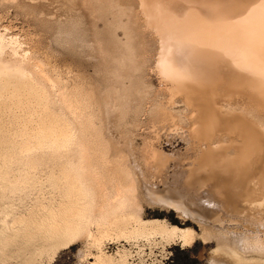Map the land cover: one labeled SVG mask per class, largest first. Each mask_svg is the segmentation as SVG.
Instances as JSON below:
<instances>
[{
  "label": "bare ground",
  "instance_id": "6f19581e",
  "mask_svg": "<svg viewBox=\"0 0 264 264\" xmlns=\"http://www.w3.org/2000/svg\"><path fill=\"white\" fill-rule=\"evenodd\" d=\"M50 1L57 3L56 1L59 0ZM88 1L94 9L96 8V12L100 17L103 12L111 13L116 7H121V14L124 13L125 19L127 15L132 16L128 8L133 6L130 7L126 3L122 5L120 4L121 1L118 3L119 0ZM125 1L133 2V0ZM115 3L119 4L120 7L115 6ZM133 3H136V6L131 10L135 9L133 12L137 11L134 13L136 15L134 17L137 19L134 20L133 16L128 17L138 23L135 22L134 24L131 20L133 25L130 23V19L127 22L133 26L136 25V28L141 24L140 27L145 32H150L148 34L151 37H156L158 43V50L155 55L156 68L158 67L159 73L162 74L165 83L167 82L166 86L171 92V94L169 92L171 97H168L170 104H167V102L165 103L167 105L157 103L154 105L153 110L156 113L163 111V114L168 113L170 116L168 114L167 116L171 117L173 115V118L176 112L173 111L171 106L176 97H181L188 108V111H186L188 113L187 126L177 120L179 114L176 115L177 117L175 116L176 119L174 118L173 121H175L176 126L179 124L180 128L185 127L189 130L192 138L191 147L195 151L192 160L188 159L190 162L186 166L187 173L182 172L187 175L182 180L191 178L194 182L193 187L196 190H193L190 185L188 187L186 181L185 184L182 182V187L184 185L186 186L184 189H190L191 187L192 194L195 195L196 191V197L199 195L201 199L203 198L200 195L201 191L208 194V206L203 204L205 207L199 208L200 205H195L197 208L193 209L194 213L200 214V217H205L203 220L199 219L204 229L203 234L208 231V228H210V232L214 230V235L211 233L210 236L216 237L218 251L222 249L225 257L235 262V264H264V64L253 65L254 57L257 58L256 61L261 57L264 59V42L262 41V48L259 47L261 44L256 45L259 48H257L258 51H255L256 41L254 44L251 42L254 41L251 39L255 37L264 38V0H137ZM114 11L111 16H115V19L117 16L119 18L123 17L120 18L121 22L119 23L121 26L126 25L128 29L125 26L122 28L125 31L128 30V33L131 32L130 37H133L132 33L136 32L134 31L136 28L131 26V28H134L131 31L130 26L128 27L129 24H126V20L122 21L124 16H120L119 11L118 13L115 11L116 16ZM132 11L130 12L133 13ZM71 17L73 16L71 15ZM117 22L115 20L113 27L119 24ZM178 28L185 33V35L181 34L185 36L182 37L186 47V53L183 54L178 53L175 45L171 43L174 40L176 42L178 38L170 37L171 34L169 36V32H178L179 34L181 31H176ZM185 31H188V33L186 34ZM145 32L138 33H143L145 36L147 34ZM128 33H126V37H128ZM192 34L198 37L196 49L193 48L191 43L193 41L195 43L192 38L196 36L192 37ZM3 35L1 36L3 37ZM259 38L256 40H259ZM263 38L260 39L263 40ZM247 39H250V42ZM167 40L170 41L169 44L173 45L170 46V48H173L169 50L174 51L168 56L184 55L183 57H186L185 62H179L176 59L177 57L172 62L171 60L168 62L164 60L167 56L165 51L168 50H166V47L169 46ZM206 42H209V45L211 44V51H213L210 55L215 58L220 57L222 60V58H232V55L233 58L235 55L236 60L240 58L237 61L238 69L232 67L237 66L232 64L234 62H230L232 66L230 63L228 64L230 59L224 60L227 63L219 59L221 61L220 65L225 63L229 66H217L216 64L220 61L217 60L218 62L214 63L213 61L216 62V60L213 57V64L209 63V66L206 63L205 59L207 57L205 58V56L209 55L207 48L209 49L210 46ZM4 48L0 39V212L7 213L8 208L11 206L8 204V207H1V202L7 196L8 191L18 192L20 196L27 198L31 191L39 186L44 190L43 188L47 183L53 188V192H60L61 198L58 196L60 200L58 199V202L54 200L50 204L52 201L50 199V205H44L46 203L44 201L45 203L41 204L44 205L42 208L32 207L29 218H23L24 215H22L19 220L27 222L25 225L28 228H24H27L25 230L29 231V234L35 235L32 238L41 235L44 240L53 246L69 243L85 232L99 241L104 239V236L112 234L123 235L129 239L160 235L167 242L180 241L182 243L191 242L197 237L195 230L192 228L171 225L163 219H144L137 195L131 190V182L134 177L130 176L126 168L121 165L122 163H118L119 165L116 166V168L119 167V171L116 168L114 169V183H110V175L103 178L100 177L102 174L100 171L101 174H96L97 167L95 169L94 165H89V158L84 157L86 152L83 150V146L86 142L83 140V134L86 124L84 125L83 116L85 115H83V112L85 110L82 113L80 109L75 110L74 103H71L72 98L67 99V95H62L59 99L58 94H55L56 89L52 90L54 88L51 87L52 85L50 86V76L47 77V75L39 73L40 71L37 72L24 66L22 58H19L22 62L6 58ZM247 48L249 49V57L245 53ZM197 51L198 53H196ZM228 52H230V56L224 55ZM201 57H204V59ZM132 58L135 61L134 57ZM233 58L230 61L234 60ZM246 59L250 61H246ZM246 62L248 63L246 64ZM34 66L35 64H33ZM226 66L228 71L233 69L236 71L229 73L227 70H223ZM121 75L123 76V74ZM123 80L125 81V77ZM70 97L72 96L70 95ZM232 101H236L234 103L237 106H231ZM163 114L162 116L166 115ZM166 117L164 116V119ZM153 122L155 123V121ZM87 135L89 136L88 131ZM156 151L157 149H155V152L150 151L151 154L154 153V155H151L152 158L154 156V158H160L159 161L162 160L161 158L164 156L161 157L160 154L163 153L159 154L160 151H157V153ZM158 159L157 162L159 163ZM48 161H52L53 164L43 167V163ZM154 161L156 163V159ZM91 163L93 162L91 161ZM164 163L161 162V165H164ZM160 167L163 168L164 166ZM158 171L160 170L158 169ZM163 174L164 171L161 175L159 173V177H162ZM168 174L166 173L164 176L166 177ZM42 175H45V177ZM164 176L163 180L168 179ZM180 190L182 192L183 189ZM177 191L176 196L179 197L176 198L177 200L175 197L173 199L180 202V204L176 203L178 208L180 207L179 209L183 210L185 209L184 200L181 198L183 201H179L181 192L179 194V190ZM189 191L191 192V190ZM169 193L166 192V194ZM10 195L8 194V198L13 199L12 195L14 196V194ZM183 196L185 197V195ZM54 197L57 199V196ZM4 200L6 201V199ZM4 222L5 227V224H8L9 221L5 220ZM21 222L19 223L22 224ZM8 231L4 229L0 231V244L2 246H7V243H10L11 240L13 242L18 236H24L25 233L19 235V232L16 233L14 230V233ZM44 240L42 241L44 242ZM32 241L34 242V240ZM32 241L31 243H33ZM99 244L101 245V243ZM100 245L99 247H101ZM31 248L33 249V247ZM103 250L100 249L98 254L92 257L94 258L92 264H117L116 258ZM218 251L217 253H219ZM125 252L123 260L127 262V250ZM220 252L222 254V251ZM217 253L216 256L219 258L220 255L218 256Z\"/></svg>",
  "mask_w": 264,
  "mask_h": 264
},
{
  "label": "rangeland",
  "instance_id": "374dc122",
  "mask_svg": "<svg viewBox=\"0 0 264 264\" xmlns=\"http://www.w3.org/2000/svg\"><path fill=\"white\" fill-rule=\"evenodd\" d=\"M34 1L35 0H0V17L2 16L0 18V36L4 34L3 37H0V39L3 46L5 47V57L12 61L18 60L22 62L21 60H23L22 64H24V66L37 72L40 71L39 73L45 74L47 77L50 76V86L52 85L51 87L54 88L52 90L56 89L55 94H58L57 97L59 99L62 95H67V99L69 98L70 100V98H72L71 103H74L73 107L75 110L80 109L81 113L83 110H85L83 112V115L86 116V118L83 116V119L85 120L84 125L86 124L83 134V140L86 142L83 146V150L86 152L84 157L86 159L89 158V165H94L95 169L97 167L98 171H95L96 174L104 173L103 175L101 174L100 177L106 178V175H110L112 178L113 174H115L114 169L116 166L122 163L121 165L126 168L128 173H130V176L132 175L134 177V179H132L133 183L131 182V190L137 195V200L140 202V210H142L141 213L144 219H163L171 225L192 228L195 230V235L197 237H195L191 242L182 243L180 241L167 242L160 235H153L152 237L150 236L147 238L145 236H140L129 239L123 235L112 234L104 236V239L99 241L95 240L92 236L87 235L85 232L82 233V236L80 234V236L76 237L75 240L69 243L53 246L48 241L44 240L43 236L41 235L37 234V238H32V236L35 235L29 234V231L25 230L28 228L27 225H25L27 222H21L19 220V218H22V215H24L23 218H29L33 208H42L44 205H50L54 200L58 202L60 192H53V188H51V186L46 183L43 188L44 190H42L41 186H39L38 188L32 190L27 198L20 196L18 192L15 193L13 191H8L7 196L4 198L6 201L3 199L1 202V207H8L9 205L11 206L8 208L9 210L7 213L0 212V231L4 229L6 231L9 230L8 232L11 233L14 230L16 233L19 232V235H22L24 232L26 234L24 233V236H18L17 239L13 240V242L11 240L10 243H7V246L4 245L5 248L0 244L2 246H0V264H92V261L94 260L92 257L98 254L100 249H104V252L106 251L107 254L114 256L116 258L117 264H232L233 261L230 259L229 261L228 258L225 257L222 249H220L222 254L220 251H218L219 249L217 248L218 246L216 237L210 236L214 230H211L210 232V228H208V231L203 234L204 229L199 219L203 220L205 217H200V214L193 212V209L197 208L196 206L200 205L201 207L199 208H203L202 206L204 205L208 206V194H206L205 191H201L200 195H202L203 198L201 199V196L199 195L196 197V191L195 195L194 193L192 194V191L196 190V188L193 187V180L191 178L184 179V181L182 180L187 173L186 166L189 165L188 163L192 160V156L195 154V151L191 147L192 138L189 130H187L185 127L180 128L179 124V128H177L178 126L174 124L175 121L173 120L174 118L176 119L178 116L177 114H179V118L177 117V120H180L184 126H187L186 121L188 122V113H186V111H188V108L186 104L183 102L181 97L175 98V102L171 107L173 111L176 112L177 116L175 115L176 117L174 116L173 118V115L169 117L170 115L168 113L167 114L169 116H167L166 113H164L166 114L164 115L163 111L157 112L158 115L160 113L158 116L156 115V111L153 110L154 105L157 103L165 104L167 102V104H170V102H168L170 101L168 100V97H171V92L167 88V82L165 83L162 74L159 73L158 67L156 68L157 64L155 55L157 54L158 50L156 37H151V35H149L150 32H148L149 34L145 32L143 28L140 27L141 24L139 27L137 26V28L135 27L136 25L133 26L135 22L138 23L137 21L134 22V20L137 19L135 18L136 15L134 13L137 11L133 12L135 9L133 11L131 9L136 6V3L133 2H137V0H133V2L125 0L118 1V3L121 1L120 4L122 5L126 3L130 5V7L133 6L132 8H128L133 13H131L128 9L127 10L133 16L134 20L129 18L132 16L127 15L126 13L125 14L127 15V18L125 19L126 16H124V13L121 14L122 10L120 9L121 7L119 4L117 5V3H115V6H119L120 8L116 7V9H114L117 11V13L119 10H121L119 11L120 16H124L122 21L126 20L127 22L128 20L129 22V19L130 23H132L131 20L133 21V25L129 24L128 22L126 23L129 24L128 27L130 26L131 28V26H133L136 28L134 30L136 32L132 33L133 37H130V31V33H128V30L125 31V29L122 28L124 26L126 28L127 26H121L119 23L121 22L120 18L123 17L119 18L117 13L115 14V11L112 10L111 13L114 11V14L118 18L116 17L115 19V16H111L113 13L111 14L109 11V13H107V11H105L106 13L103 12L101 14L103 16L102 18V16H98L96 8L94 9L92 4H89L88 0H73L72 2H69L71 0H68V2L67 0H61L63 3L60 0V3L59 1H56L57 3L53 1L49 2V0H36L35 3ZM93 9L96 13L93 11ZM53 13H55L56 16ZM71 15L73 17H71ZM96 15L97 17H95ZM114 19L116 22L119 20L117 22L119 24H116L117 26L115 25V27H113V23H115ZM118 26H120L122 29ZM115 29L118 30L116 31ZM137 29L139 30L137 31ZM176 31H181L179 32L180 35L178 32L170 33L168 31L169 36L171 34L170 37H176V39H180H177L176 42L175 40L174 42L171 41V43L175 45L178 53H186V47L184 46L185 41H183L182 38L185 37L182 36L185 35V33L179 28ZM138 32H145L147 33V36L145 35V37L143 33ZM126 33H128V37H126ZM135 33H138L139 35H136ZM187 33L188 31L186 34ZM194 36L196 35L192 34V37ZM194 38L192 39L195 40V43L193 40L191 43L193 48L196 49V41L198 37L196 36ZM257 38L259 37L251 39L254 40L251 42L253 44L255 41L256 43L258 42L257 44L255 43V46H259L261 44L259 47L262 48V41L264 42V38L260 37L263 38V40L260 38L259 40H256ZM247 41L250 42V39H247ZM167 43L169 44L170 41ZM206 43L209 45V42ZM172 44H169V48L166 47V50H168L165 51L167 56H165L164 60L167 62L171 60L172 62L173 59H178V61L181 63L185 62L186 57H183L184 55H176L175 57L168 56V54L172 52L170 51L171 48H173H170V46H173ZM176 44L178 45L176 46ZM209 46V49L207 48L209 55L205 56V58L207 57L205 59L207 61L206 63H217L221 60V58H215L211 56L210 54L213 50L211 51V44ZM258 46L255 47V51L257 50ZM248 50V48L247 50L245 49V53L249 57ZM172 53H174V51ZM196 53H198V51ZM225 54L229 56L231 55L230 52L224 53V55ZM132 57H134L135 61L132 60ZM181 57L183 58L181 59ZM212 57L214 60H216V62H212ZM19 58L22 59L19 60ZM123 58L127 59H124L126 62L122 60ZM201 58L204 59V57ZM232 58H222L221 61L223 62L226 59L231 60ZM233 59L234 60L232 61L228 60V64L230 62H234L232 64L237 65V61H239L240 58L236 60L234 55ZM256 59V57L253 58V65L258 63L260 65L264 64L262 63V61H264L262 57L258 58V61H256ZM247 60L248 59H246V61ZM221 61L216 65L229 66L228 64H225L227 63L226 61H224V64L222 63V65H220ZM247 63L248 62H246V64ZM33 64H35L34 67ZM227 66L223 70H227L229 73H234L238 69V65H231L233 68L236 67V70L234 71V69L230 66V68L233 70H230L229 68L230 71H228V69H226L228 68ZM38 67L42 70H40ZM121 74H123V76ZM124 77L125 81L123 80ZM70 95L72 97H70ZM234 102L231 103V106H237V104ZM162 114L167 117L164 119ZM177 120L176 122H178ZM153 121H155V123ZM87 131L89 136L87 135ZM155 149L160 151L158 152L159 154L161 152L163 153L160 154L161 157L164 156L161 159L166 161H160L162 163L165 162L164 165H161V162L159 161L160 158H154V156L152 158L151 155H154V153H151L155 152ZM150 158L154 160L156 159V163ZM157 159L159 163L157 162ZM91 161L93 163H91ZM45 163H43V167L53 164L52 161ZM157 163L160 165L158 166ZM160 166H164V169ZM157 168L162 172L164 171L162 177H159V173L161 175L162 172L158 171ZM116 169L119 171V167ZM183 171L186 173L183 174ZM166 173L169 174L165 177L164 175H166ZM42 176L45 177V175ZM163 176L165 178L168 177V179L163 180ZM111 178L110 183H114V177L112 180ZM185 181L187 186H192L193 190L191 187L190 189L188 188L191 190V192L187 188L184 189V187H186L185 185L182 187ZM178 187L183 189L182 192ZM175 189L179 190V194L181 192L179 201L182 199L184 200L185 209L183 210H180V207L178 208V204H180V202L176 201V198L179 196H176L178 191ZM166 192L170 193L166 194ZM8 194H14V196L12 195L13 199H11V195L9 196L10 198H8ZM183 195H185L186 198ZM54 196H57V199ZM174 197L176 200L173 199ZM37 198L38 200L40 199L43 201H38ZM204 198H207L206 201H204ZM50 199H52L51 202ZM44 201L48 204H46ZM42 203L45 204L41 205ZM35 205L38 206L36 207ZM5 220L9 222L8 224H5L4 227ZM212 235H214V233ZM109 236H111V238H109ZM32 240H34V242ZM42 240H44V242ZM31 241L33 243H31ZM97 241L101 243V245ZM25 244L28 246L26 247ZM38 245L45 247L41 248L40 246L38 247ZM99 245L103 248L99 247ZM31 247H33V249ZM125 250H127L128 253L127 262L123 260L124 253H126ZM217 251L219 253H217ZM216 253L218 256L220 255L219 258L216 256ZM223 257L227 259L225 260ZM233 264H235V262H233Z\"/></svg>",
  "mask_w": 264,
  "mask_h": 264
}]
</instances>
